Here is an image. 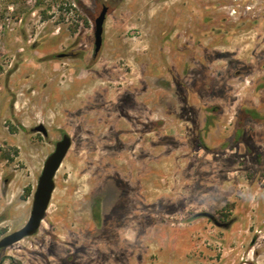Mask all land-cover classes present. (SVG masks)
Instances as JSON below:
<instances>
[{"label": "rangeland", "instance_id": "obj_1", "mask_svg": "<svg viewBox=\"0 0 264 264\" xmlns=\"http://www.w3.org/2000/svg\"><path fill=\"white\" fill-rule=\"evenodd\" d=\"M65 134L0 264H264V0H0V240Z\"/></svg>", "mask_w": 264, "mask_h": 264}, {"label": "water", "instance_id": "obj_2", "mask_svg": "<svg viewBox=\"0 0 264 264\" xmlns=\"http://www.w3.org/2000/svg\"><path fill=\"white\" fill-rule=\"evenodd\" d=\"M107 13L108 7L105 5L95 20V56L99 53L103 44L104 25ZM64 56L65 55H59V57ZM38 130L47 135L46 129L43 127L38 128ZM71 145L72 140L66 134L63 135L62 139L56 143L55 150L45 161L42 173L38 179V183L33 194L31 215L27 223L20 229L4 236L0 240V250L17 243L26 237L33 236L38 232L42 222L44 221L55 190L56 173L64 161ZM202 215L211 218L219 226H228L226 223L222 224L216 221L215 217L209 213H202Z\"/></svg>", "mask_w": 264, "mask_h": 264}]
</instances>
